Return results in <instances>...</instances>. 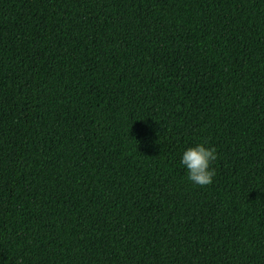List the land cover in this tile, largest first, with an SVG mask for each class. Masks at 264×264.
Returning a JSON list of instances; mask_svg holds the SVG:
<instances>
[{
    "label": "trees",
    "instance_id": "16d2710c",
    "mask_svg": "<svg viewBox=\"0 0 264 264\" xmlns=\"http://www.w3.org/2000/svg\"><path fill=\"white\" fill-rule=\"evenodd\" d=\"M0 264H264V0H0Z\"/></svg>",
    "mask_w": 264,
    "mask_h": 264
},
{
    "label": "clouds",
    "instance_id": "9594fccd",
    "mask_svg": "<svg viewBox=\"0 0 264 264\" xmlns=\"http://www.w3.org/2000/svg\"><path fill=\"white\" fill-rule=\"evenodd\" d=\"M216 159L215 147H207L204 143H200L184 152L181 163L186 167L191 182L199 186H208L216 175V170L212 167Z\"/></svg>",
    "mask_w": 264,
    "mask_h": 264
}]
</instances>
